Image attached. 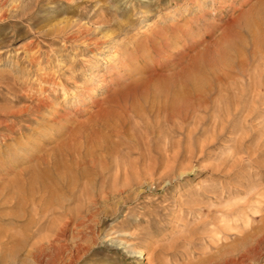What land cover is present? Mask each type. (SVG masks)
Here are the masks:
<instances>
[{
  "label": "rangeland",
  "instance_id": "1",
  "mask_svg": "<svg viewBox=\"0 0 264 264\" xmlns=\"http://www.w3.org/2000/svg\"><path fill=\"white\" fill-rule=\"evenodd\" d=\"M263 12L0 0V264H264ZM195 66L187 123L148 111L147 139L128 88Z\"/></svg>",
  "mask_w": 264,
  "mask_h": 264
},
{
  "label": "bare ground",
  "instance_id": "2",
  "mask_svg": "<svg viewBox=\"0 0 264 264\" xmlns=\"http://www.w3.org/2000/svg\"><path fill=\"white\" fill-rule=\"evenodd\" d=\"M97 44H98V42H97ZM141 72L142 71H140V70H139V73L136 71V73H138V74H140ZM203 73H204V70L202 68H198L195 66V68L192 70L191 69L183 70L181 72H178V73L176 72V73L170 74L168 76H159V75L151 76L150 75L149 77H147V78H150V79H147V81H141L143 78L138 79L140 81L137 80L138 81L137 84L128 88L129 90L134 91V95H132V98H131L132 113H134V115L138 118V120L144 122L147 129L148 128L151 129L150 124H149L148 114L150 111L154 110V112H155V109H157L158 110V116H156L157 117L156 122H158V123L162 122L164 124L165 123L179 124L180 126L178 128L183 129V125L187 123V121L190 117V112L195 108V105H196L195 100H197V98H198L196 96L198 95V93L202 89ZM144 80H146V79H144ZM151 86H152V90L150 89ZM137 87L142 89L141 93L140 92L139 93L137 92L138 94L135 93V89L137 90ZM119 88H120V86H119ZM119 88H118V91H119L118 93L121 92L120 91L121 88L120 89ZM162 117H165V118H163V120H162ZM168 120L170 121V123L168 122ZM105 123H106V125L108 124V127L110 130L117 131L116 130L117 128L113 127L114 125L112 126V124L110 125V122L105 121ZM152 134H154L153 129H151L150 135H146L147 139ZM159 134H160V132H159ZM172 149H173L172 154L169 153L168 148L164 149V153L166 154V159L168 160V163L161 173L162 177H165L167 175L169 176V174L172 173L176 167L177 153L174 150V148H172ZM147 150H148V148H147ZM139 157H140V155H139ZM80 159H81V157H80ZM136 161H137L136 163H139L140 159H138ZM153 162L154 161H152V164H149V166L147 168H145L144 171H142L143 175L147 176L148 180H152L154 171H156L155 170L156 165ZM55 165H57V164H55ZM102 167H104V166L102 165ZM102 170H104V169H102ZM133 170L135 171L134 173H136L135 176L137 178H139L140 174H139V171H137L138 169H136V170L133 169ZM63 173L66 176L67 171L65 170ZM68 173H69V171H68ZM261 222H262V224H264V216L262 217ZM261 229H264V228H261ZM132 254H134V259H135L136 255H140L137 252H133ZM153 259H154V256H153ZM190 260H191V258H190ZM69 263H70V261H69ZM112 263L114 264V262H112ZM118 263H120V262H118Z\"/></svg>",
  "mask_w": 264,
  "mask_h": 264
}]
</instances>
